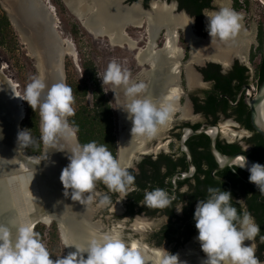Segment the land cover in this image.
I'll return each mask as SVG.
<instances>
[{
  "label": "flooded vegetation",
  "instance_id": "af4514ba",
  "mask_svg": "<svg viewBox=\"0 0 264 264\" xmlns=\"http://www.w3.org/2000/svg\"><path fill=\"white\" fill-rule=\"evenodd\" d=\"M153 1L175 3L174 10L183 11L192 19L196 36L201 38L209 36L206 31L207 18L202 14L204 10L216 11L223 6L234 9L235 5L234 0L231 5H228L227 0H205L204 3H208V7L201 9L200 27L197 16L186 6L183 7L185 0H149L147 6L145 0H125L124 3H137L149 8ZM61 2L64 4L63 0ZM199 2L202 3V0ZM3 7L0 0V11L7 16ZM240 33L242 30L235 36L238 39L235 46L240 45L242 56L232 55L230 61L228 59L225 63L214 59L196 66L199 84L190 87L186 70L183 68L186 86L181 89L182 101L179 100L170 120L160 126L154 136L144 137V148L136 152V156L126 164L130 165L128 171L135 177L134 186H130L134 190L122 195L109 192L105 185L97 182L96 195L93 196L92 202L80 204L81 210L89 214L91 227L94 225L96 230L102 232H119L125 240L146 247L149 255L153 250L163 251V258L166 257V252L177 257L183 254L190 264H199V257L206 255L196 240L198 232L193 219L195 207L198 200L206 197L209 187L220 188L231 193L232 203L238 212L243 208L260 226L261 231L254 241L255 255L261 264H264V241L260 239L264 236V196L258 192L255 185L249 183V173L245 168L238 167L243 155L264 165V139L253 128L251 109L247 105V100L255 95L264 80L261 82L258 75V66L261 63V54H256L259 47L258 32L253 50L248 49V44L242 40ZM254 54L256 56L253 58ZM183 56L189 59L190 51ZM251 61L255 63L254 68L248 64ZM212 73H218L225 79L231 77V81L225 84L226 81L223 80L222 83H217L207 79V75ZM253 83L257 84L256 91L251 88ZM209 96L217 98L214 107L209 110L199 109V105L206 106ZM209 127H213V130L185 137L188 129L197 131ZM211 134H217L216 149L220 154L241 156L237 158L236 163L220 166L219 160L211 150ZM119 137L120 133L117 134V158H120ZM227 145H236L237 148H228ZM157 187L175 194L176 199L169 208L153 209L143 205L145 190ZM105 195L110 198L107 205L100 203ZM236 200H243V205L236 203ZM180 204L183 205V210L177 213L175 207ZM60 213L59 216H53L49 225H43L45 231H55V225L67 252L61 235L60 224L63 219L59 218ZM64 221L68 224L70 220ZM194 246H197L198 252L192 253L191 248Z\"/></svg>",
  "mask_w": 264,
  "mask_h": 264
},
{
  "label": "clouds",
  "instance_id": "9594fccd",
  "mask_svg": "<svg viewBox=\"0 0 264 264\" xmlns=\"http://www.w3.org/2000/svg\"><path fill=\"white\" fill-rule=\"evenodd\" d=\"M202 14L207 18L206 31L211 43L214 39L227 42L241 29L243 16L229 6L211 12L204 10ZM102 82L112 85L115 102L117 89H122L124 103L120 108L132 122V139L152 137L160 126L170 120L171 106L163 101L154 103L149 96L143 95L146 91L145 83L132 80L131 73L115 60L107 65ZM24 100L33 111L39 110L44 142L54 144L58 137L66 138L71 135L67 117L74 115V98L71 88L65 83L47 86L42 79L34 77L26 85ZM2 138L0 135V139ZM17 140L21 147L27 146L31 141L30 131H20ZM68 152L69 163L60 174L65 197L71 190L73 201L82 205L89 204L96 195L97 182L105 185L109 192L122 195L134 190L130 188L135 181V177L128 171L130 165H126L123 157L114 156L106 144H98L96 141L84 144L77 142ZM238 167L247 169L249 183L255 185L264 196V165H249L242 156ZM175 199L174 193L157 187L145 190L143 205L153 209H166ZM232 201L229 191L209 187L206 197L196 204L193 215L198 232L196 240L207 257L203 264H261L255 255L254 243L261 231L260 226L243 208L238 212ZM100 203L107 205L110 198L105 195ZM236 203L243 205V200H236ZM175 210L177 213L182 212L183 205L175 207ZM13 229L15 239L12 237ZM260 239L264 241V236ZM246 241L250 243L246 244ZM76 249L78 253H86L87 258L78 261L77 255L72 254L53 261L28 222L10 221L8 224H0V264H74L72 258H75V264H149L150 260L135 242L125 240L119 232L113 231L93 229L86 246ZM166 254L164 264H179L177 256Z\"/></svg>",
  "mask_w": 264,
  "mask_h": 264
},
{
  "label": "bare ground",
  "instance_id": "6f19581e",
  "mask_svg": "<svg viewBox=\"0 0 264 264\" xmlns=\"http://www.w3.org/2000/svg\"><path fill=\"white\" fill-rule=\"evenodd\" d=\"M259 1L264 5L263 0ZM8 2L11 3L12 8L17 10V15L25 19V22L28 24L34 25L37 28L38 24L41 32H44L46 27V35L42 32V36H45V40L49 41L52 56L55 57L56 55L57 58L56 65L53 64L54 68H51L47 76L55 83L56 79L59 78L58 74L64 79L63 66L65 57L70 56L75 58L76 51L72 41L64 38L58 32L60 18L57 16L56 7L51 4L50 0H42V2L47 4V9L50 8L47 10L50 13L49 16L47 11L42 9L35 0H8ZM63 2L66 8L77 17V20L80 19L79 21L93 37H105L109 39L113 47H120L130 52H135L137 66L141 68L139 75L140 82L142 81L146 85V91L143 95L149 96L154 103L163 101L170 105L172 109L171 115L175 111L176 104L181 96L178 79L181 75L180 60L183 50L177 45L179 37L177 27L183 29L185 38L191 46L195 61L208 58L225 63L232 55L242 56L240 45L238 44L239 47L235 46L238 40L236 37L227 42H220L214 39L211 43L210 36L203 43L196 40L192 31V22L181 14H174V7L165 5V3L160 4L155 1L151 5L153 11H144L138 5L123 10L115 3V0H92V2H87V0H63ZM144 17L148 19L145 34L147 38L145 46L141 47L140 42L143 40L132 38L127 32L126 27L129 25L142 27ZM162 29L166 30V35L163 46L159 47L157 40ZM36 33L38 34V31ZM21 39L27 47L29 56L34 57L36 60L37 55L34 49L29 46L26 37L21 34ZM36 62L37 68L41 72L40 61L36 60ZM145 66L149 67V70H146ZM186 76L190 86L200 83L197 74L190 67H187ZM7 79L9 83L11 82V84L8 83L10 85L9 88L0 80V98L3 102V111H8L11 116L15 114L22 115L23 111H25L22 99L13 81L8 77ZM119 113V125L122 130L120 135V157H123L127 164L136 152L142 151L145 145V138L132 139V122L128 119V114L122 108H120ZM262 115L264 119V106L262 107ZM70 131V138H66V140L73 143L75 142V135L71 129ZM55 144V146L61 147V139L57 138ZM17 167L19 169V172H16L17 177H11L10 174H7V177L5 174L3 179H0V212H4L5 215L9 216L6 219V224L10 221H25L31 225L32 230V227L36 223L49 225L53 220V216H59L58 214L61 212V217H59L63 219L61 234L67 247L68 256L76 254L78 261L81 258L86 259L87 254L78 253L76 248L82 249L85 247L86 241L91 236V230H96L94 225L91 227L89 224V214L81 210V206L77 207L75 212L72 211L71 205L67 206V208L64 207L62 198L61 200H55L54 196L48 195L49 191L46 188L41 187L32 173L27 172L24 174V170L20 166ZM17 167L14 168L15 171H17ZM42 191L44 194L43 198H41L42 195L40 196ZM70 212H73V214ZM64 219L70 220V225ZM15 235L16 233L13 229V239H15ZM137 247L141 248L150 257L149 264H164L163 251L153 250L149 255L146 247L140 245H137ZM199 258V264H203L207 257ZM72 259L75 264V258ZM178 262L179 264H190L183 254L178 257Z\"/></svg>",
  "mask_w": 264,
  "mask_h": 264
},
{
  "label": "water",
  "instance_id": "95a60500",
  "mask_svg": "<svg viewBox=\"0 0 264 264\" xmlns=\"http://www.w3.org/2000/svg\"><path fill=\"white\" fill-rule=\"evenodd\" d=\"M88 1L92 2V0H87V2ZM115 1H116L115 3L119 5L121 9L123 10L129 9L130 7L134 5H138L144 11H153L152 6H151L152 4L148 8V10H146L145 7H143V5L141 4L133 3L131 5L130 4L126 5L124 3L125 0H115ZM35 2H37V4H39L42 7V9H44L45 11L50 9V8L47 9V4H45L44 2L40 0H35ZM157 2L161 3L160 1H157ZM162 3H165V5L173 6L174 9L176 8L175 3H172V4H169L167 2H162ZM2 5L4 6L3 9L7 13V16L9 17V20L13 28L18 31L20 37H21V34L24 37H26L29 46L32 49H34L37 55L36 60L37 61L39 60L40 61L39 65H41V72L37 68L38 73H39V78L42 79L47 86H51L55 82L50 80L47 74L51 71V68H54L53 64L56 65L57 58L55 54H53L55 55L54 57L52 56V53H50L51 45L49 41L45 40L46 37L42 36L43 31L41 32V29L38 24H37L38 28L34 27V25L28 24L27 22H25V19L18 16L17 10L15 8H12V5L10 2H8V0H2ZM47 13L50 16V13L48 11ZM181 15H183L190 22H192L191 21L192 19L185 12L182 11ZM45 30H46V27H45ZM45 30L43 34L45 33L46 35L47 31L45 32ZM36 31H38V34L36 33ZM192 31H193L194 36L196 37V40H198L201 43L206 42L209 39V36L208 38H201V37L196 36L193 26H192ZM211 60L213 61L214 59L203 58V60L195 61L193 59L192 50L190 49V58L185 64H181L180 68L183 67L185 70H187V67H190V69L195 72L196 66L203 65L206 62L211 61ZM76 67L80 70L77 62H76ZM195 73L198 75L197 71ZM63 74H64V79H62L61 75L58 74L59 78L56 79V83L63 82L66 84L65 63L63 66ZM0 80L3 84L5 83L4 85H6L7 88L10 87L9 84H11V82L10 83L8 82V79L3 73L2 69H0ZM247 105H249L251 109L252 126L264 139V119L262 115V107L264 106V81L259 86L258 91L255 93V95L252 98L247 100ZM17 115L18 114L11 116L8 111H3V102L1 101V98H0V130H2L0 131V135H2L3 137L2 139H0V179H3L5 174L7 177H8L7 174H10L11 177H17L16 172H19V169L17 166H20L24 170L23 171L25 172L24 174H26L27 172L32 173V175L37 179V182L40 183L41 187L44 189L46 188L49 191L48 195L50 196L52 195V197L54 196L55 200L57 199L61 200L62 198L64 207L67 208V206L71 205L72 211L75 212L77 207L80 206V203L77 201H73L71 199V190H69V195L67 197L64 196L65 190L60 182L61 171L69 163L67 157L70 155V153L68 151H70L71 147L75 143L78 142L75 132L69 126V128L73 131L75 135V142L71 143L69 140H66V138L68 139L70 138L69 137L70 135L67 136L66 138L63 136L58 137L59 139H61V143H62L61 147L55 146L56 145L55 143L54 145L52 143H46L43 141V149H42L41 157L40 158L29 157L27 156V153H26V147L28 145L25 147H21L17 140L18 133L20 131H23L21 128V124L24 118L26 117V110L23 111L22 115H18V116ZM210 130H213V127L200 128L197 131L188 129L185 137L200 135L202 133H207ZM40 132H41V121H40ZM41 137H42V132H41ZM210 141H211V145H210L211 150L214 156L219 160V164L221 167L234 164L237 162V158L241 157L239 155L238 156H224L220 154L216 149L217 134H211ZM118 143H119L118 146L120 150V137L118 138ZM243 157L248 159L249 165L252 163H256L254 160H252L251 158H248L245 155H243ZM16 167H17V171H15L14 169ZM245 170L247 171L246 168ZM41 195H42L41 198H43L44 196L43 191L40 193V196ZM70 213L73 214V212H70ZM7 216L8 215H5L4 212H0V224H6V219L9 218V216L8 217ZM38 224H42V223H36L32 227L33 233H34L35 227ZM68 225H70V223H68Z\"/></svg>",
  "mask_w": 264,
  "mask_h": 264
},
{
  "label": "trees",
  "instance_id": "16d2710c",
  "mask_svg": "<svg viewBox=\"0 0 264 264\" xmlns=\"http://www.w3.org/2000/svg\"><path fill=\"white\" fill-rule=\"evenodd\" d=\"M204 1L205 0H202V3H200L199 0H185L183 3V7L186 6L192 14L197 16L200 27H202L201 9L208 7V3H204ZM59 2L60 1L57 0L58 6L60 4ZM148 3L149 0H145L146 6ZM234 3L235 11H239L243 8L246 9V5L243 6L238 0H234ZM64 7L61 5L59 9L66 12ZM78 33L79 30L75 26L74 29H72V34L76 38ZM258 42L259 47L257 48L256 54H261L258 75L262 82L264 80V27L262 25L258 27ZM20 48L21 45L14 28L6 14L0 11V49L10 53L11 56L16 59V54H18ZM255 56L254 54L253 58ZM80 69L81 78L73 62L67 60L65 64L66 85L71 88L74 98V103L72 105L74 115L69 116L67 122L75 132L78 143L84 144L90 141H96L98 144H106L112 154L116 156L117 128L115 114L110 100L99 81L96 64L91 57L82 55L80 57ZM207 79L215 80L217 83L226 81L225 84H229L231 81V77L225 79L218 73L208 74ZM90 96L91 101H89ZM216 101L217 98L209 96L206 106L199 105L198 108L209 110L214 107ZM21 128L22 130L30 131L31 141L26 147L27 156L39 158L42 154L43 140L40 132V116L38 109L33 111L28 104L26 117L22 121ZM226 147L237 148L236 145H227ZM53 229H55V231H45V226L43 224H38L35 227L34 233L36 234V238L42 243L48 239L49 251L55 254L60 251L61 247L59 245L60 239L55 225Z\"/></svg>",
  "mask_w": 264,
  "mask_h": 264
},
{
  "label": "rangeland",
  "instance_id": "374dc122",
  "mask_svg": "<svg viewBox=\"0 0 264 264\" xmlns=\"http://www.w3.org/2000/svg\"><path fill=\"white\" fill-rule=\"evenodd\" d=\"M52 5L56 7L57 16L59 19V28L58 32L64 36V38H67L72 41L75 51H76V57H65V64L68 61L73 62V64L76 67V62L79 65L80 68V57L82 55L89 56L96 64L97 71H98V78L99 81L110 100V103L112 105V109L115 114V121H116V128H117V134L120 133L121 135V127H120V107L124 103V97L122 94V89H117L118 96L117 100L115 102L114 93L112 90V85L109 83L103 84L102 78L105 69L107 68V65L115 60L117 63L121 65L122 68H126L131 73V78L134 81L140 82L139 75L141 73V68H139L137 65V61L135 60V52H130L129 50L120 48V47H113L111 43L109 42V39L107 38H95L91 34H89V31L83 27L79 19L77 20V17L73 15L69 9L64 7L65 4L59 0L60 4L58 6L57 0H50ZM228 5L232 4V0H227ZM240 4L246 5V9H241L239 11H236L240 13L243 16V20L241 21V28L242 33H240V37L243 39L244 42L248 44V49L253 50L256 45V34L258 32V27L262 25L264 27V5L259 0H238ZM152 3V2H151ZM154 3H152L153 5ZM161 4V3H160ZM61 5L65 8L66 12H63L61 9ZM148 10V8H145ZM176 15H180L182 11H174ZM144 24L142 27H134V26H127L126 30L127 32L134 38L135 40H143L140 42L141 47L145 46L146 44V28L148 19L147 17H144ZM192 21V20H191ZM147 22V23H146ZM192 25V23H191ZM77 27L79 30V33L77 37L75 38L72 34V29L74 27ZM140 28V29H139ZM15 30V29H14ZM177 31L179 33L177 45L183 50L184 53H188L190 51V47L188 44V41L185 38L184 31L182 28L177 27ZM17 38L20 42L21 48L16 54V59H14L10 53L4 51L3 49H0V68L3 69L4 74L6 77H8L11 81H13L20 98L22 99L23 106L25 107V110L27 111L28 103L24 100L25 99V88L28 83L31 82V79L34 77H39V73L37 70V62L34 57H30L27 51L26 45L23 43L19 33L17 30H15ZM166 35V30L162 29L161 33L159 34L157 43L159 47L163 46L164 37ZM239 36V35H238ZM145 38V39H144ZM77 59V60H76ZM18 60V61H17ZM181 64H185L188 61L187 57H184L182 55L181 58ZM258 62V58H255V63ZM254 62L251 61V63H248L250 67L254 68L255 65ZM77 68V67H76ZM146 70H149V67H144ZM78 69V68H77ZM181 77H179V88L184 89L185 83H184V70L183 67L180 69ZM79 76L81 78V69L79 70ZM196 72V70H195ZM182 93V92H181ZM179 100L182 101V98L180 96ZM178 100V103H179ZM89 101H91V96ZM177 103V104H178ZM183 107V105H181ZM48 240V239H47ZM47 240L43 242L46 249L49 252L50 258L53 261L60 260L61 258H67V252L64 248V246L61 243V240H59L60 245V251L57 253H52L50 250V247L48 245ZM135 240H138L135 238ZM246 244L250 243L248 241L245 242ZM145 244H148L145 242ZM67 248V247H66ZM191 252L195 253L198 252L197 246H194L191 248Z\"/></svg>",
  "mask_w": 264,
  "mask_h": 264
},
{
  "label": "built area",
  "instance_id": "2783aa9c",
  "mask_svg": "<svg viewBox=\"0 0 264 264\" xmlns=\"http://www.w3.org/2000/svg\"><path fill=\"white\" fill-rule=\"evenodd\" d=\"M243 5V4H242ZM244 6V5H243ZM244 9V8H243ZM251 88L252 90L256 91L257 90V84L256 83H253L251 84Z\"/></svg>",
  "mask_w": 264,
  "mask_h": 264
}]
</instances>
